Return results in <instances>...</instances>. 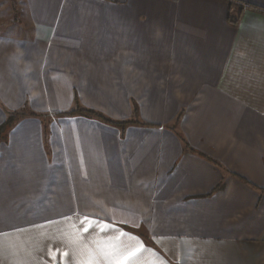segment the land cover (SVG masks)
I'll list each match as a JSON object with an SVG mask.
<instances>
[{
	"label": "crops",
	"instance_id": "crops-1",
	"mask_svg": "<svg viewBox=\"0 0 264 264\" xmlns=\"http://www.w3.org/2000/svg\"><path fill=\"white\" fill-rule=\"evenodd\" d=\"M14 113L0 264H264V0H0Z\"/></svg>",
	"mask_w": 264,
	"mask_h": 264
},
{
	"label": "trees",
	"instance_id": "trees-1",
	"mask_svg": "<svg viewBox=\"0 0 264 264\" xmlns=\"http://www.w3.org/2000/svg\"><path fill=\"white\" fill-rule=\"evenodd\" d=\"M74 113H80V114H87V115H91V116H94V117H97L101 120H103L104 122L108 123V124H113V125H118V126H127L128 124L130 123H138V122H135V121H130V122H124V123H115V122H112L108 119H106L105 117H103L102 115L94 112V111H87V110H76ZM22 115L21 114H18V113H14V114H11L7 120V122L5 124H3L1 127H0V138L6 133V131L15 123V121L17 119H19Z\"/></svg>",
	"mask_w": 264,
	"mask_h": 264
}]
</instances>
